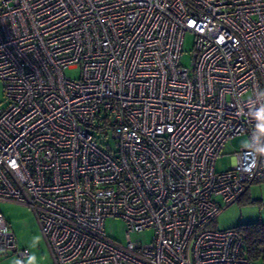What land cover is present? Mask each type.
<instances>
[{
  "label": "built area",
  "instance_id": "built-area-1",
  "mask_svg": "<svg viewBox=\"0 0 264 264\" xmlns=\"http://www.w3.org/2000/svg\"><path fill=\"white\" fill-rule=\"evenodd\" d=\"M0 81V201L31 207L53 264H264L211 227L264 180V0H0Z\"/></svg>",
  "mask_w": 264,
  "mask_h": 264
},
{
  "label": "rangeland",
  "instance_id": "rangeland-1",
  "mask_svg": "<svg viewBox=\"0 0 264 264\" xmlns=\"http://www.w3.org/2000/svg\"><path fill=\"white\" fill-rule=\"evenodd\" d=\"M193 43L194 36L191 33H185L179 63L187 68L191 65ZM65 74L76 78L78 70H67ZM5 104L0 81V110L4 108ZM112 143L113 141L111 147H113ZM248 145L249 138L246 135L236 136L226 141L214 163L215 169L228 170L233 164L234 155L242 147ZM0 212L12 231L16 242L15 249H0V264H53L49 249L31 207L15 201H0ZM253 222L264 224V180L250 184V187L236 201L228 205L223 204L211 227L218 230L235 229L241 224ZM103 228L106 236L119 243H125L126 226L121 218H106ZM151 234V230L132 233L131 240L145 243L150 240ZM19 249H27L28 254L21 258L18 255Z\"/></svg>",
  "mask_w": 264,
  "mask_h": 264
},
{
  "label": "trees",
  "instance_id": "trees-1",
  "mask_svg": "<svg viewBox=\"0 0 264 264\" xmlns=\"http://www.w3.org/2000/svg\"><path fill=\"white\" fill-rule=\"evenodd\" d=\"M244 238L245 252L252 260H264V224L253 222L235 228Z\"/></svg>",
  "mask_w": 264,
  "mask_h": 264
},
{
  "label": "crops",
  "instance_id": "crops-1",
  "mask_svg": "<svg viewBox=\"0 0 264 264\" xmlns=\"http://www.w3.org/2000/svg\"><path fill=\"white\" fill-rule=\"evenodd\" d=\"M256 182H258V181H256ZM251 184H252V183H251ZM249 187H250V185L247 187V189H248ZM247 189H246V190H247ZM246 190H245V191H246ZM240 197H241V196H240ZM240 197H239V198H240Z\"/></svg>",
  "mask_w": 264,
  "mask_h": 264
}]
</instances>
